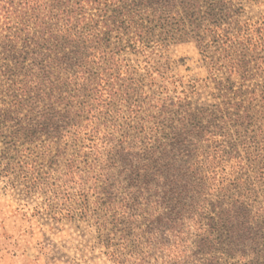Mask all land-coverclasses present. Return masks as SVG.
Listing matches in <instances>:
<instances>
[{
    "label": "trees",
    "instance_id": "obj_1",
    "mask_svg": "<svg viewBox=\"0 0 264 264\" xmlns=\"http://www.w3.org/2000/svg\"><path fill=\"white\" fill-rule=\"evenodd\" d=\"M18 2L0 0V22L7 31L0 38V114H13L16 120L19 114H29L33 118L28 125L38 130L13 131L12 146L17 149L19 142L42 136H46L49 147L55 143L60 148L63 141L78 146L60 171L57 181L61 184L54 183L48 189L54 198H50L47 209L54 213L63 207L69 213L78 209L83 218L95 215L98 231L108 230L102 238L104 253L120 264L157 262L165 256V249L171 250L176 244H167L161 235L183 241L187 223L191 264H212L221 259L259 264L260 258L264 260V246L259 249L264 244V201L258 203L257 196L252 198L255 191L248 183L254 172V151L246 139L240 144L244 145L249 169L242 172L243 166L235 174L226 172L232 161L235 165L243 161L239 125L248 116H244V106L237 99L250 93L249 89L237 90L232 83H220L218 93L213 91L218 98L228 93L234 96L218 105L222 112L220 131L209 130L197 114L190 115V127L184 122L183 130L173 132L158 121L149 126L144 119L132 125L134 133L117 130L119 135L113 129L105 132L94 124L81 123L89 119L88 114H106L108 100L119 96L121 88L108 76L118 52H139L150 47L152 38L162 46L163 38L170 41L192 33L203 42L204 31L212 34L214 41L218 36L227 41L231 28L224 26L228 21L218 19L217 13L227 0ZM114 37L117 51L112 52L109 48ZM66 47L71 52H64ZM225 57L234 69L237 59L231 54ZM144 81L132 80L143 88ZM130 88L135 90L132 85ZM142 106L140 102L130 103L132 116L140 115ZM232 115L238 123L234 131L228 125ZM85 139L89 144L79 145ZM97 141L102 146L96 149ZM85 148L89 152L83 153ZM64 155L66 151L60 149L57 156L48 154V176L57 171L56 157ZM260 156L258 152L253 157ZM81 157L88 179L79 178L74 197L66 185L68 177L76 175ZM39 161L31 162L38 175ZM71 181L78 183L75 178ZM89 181L92 184L87 186ZM92 195L96 197L94 208Z\"/></svg>",
    "mask_w": 264,
    "mask_h": 264
},
{
    "label": "rangeland",
    "instance_id": "obj_2",
    "mask_svg": "<svg viewBox=\"0 0 264 264\" xmlns=\"http://www.w3.org/2000/svg\"><path fill=\"white\" fill-rule=\"evenodd\" d=\"M17 1L23 4L21 1L24 0H15ZM217 13L218 19L230 22H223L224 26L231 28L227 41L222 36L214 41L213 35L204 31L203 42L196 40L197 37H193L196 33H192L170 41L162 37V46L155 42L156 38H152L150 47L140 49L139 52H132L130 49L118 52L108 76L116 82L115 87L121 88L119 96L108 100L106 114H88L89 119L81 123L83 126L94 124L105 132L106 129L110 132L115 130V134L119 135L120 131L117 130L134 133L132 125L144 119L149 126L153 125V121H158L173 132L183 130L184 122L190 127V115L197 114L203 118L205 126H210L209 130L220 131L222 121L219 118L222 112L218 111V105L222 106V100H229L234 96L228 93L227 97L218 98L213 91L218 93L220 83H232L237 90L249 89L250 93L237 99L244 106V116H248L239 125V148L243 161L236 165L232 161L226 172L235 174L243 166L245 168L242 172L249 169L245 165L247 154L244 145L240 144L246 139L250 149L254 151L251 158L255 162L248 184L255 191L252 198L257 196L259 203L264 201V173L261 172V168L264 169V0H227L225 6L217 9ZM12 17L15 20L14 15ZM205 28L206 23L203 25V29ZM5 29L6 25L0 22V38L7 34ZM66 48L68 49L64 52H71L70 47ZM111 50L117 51L115 37L111 41L109 51ZM227 54L237 59L234 69H231L225 57ZM243 63L246 64L242 65ZM89 67L97 68L96 65ZM100 70L102 69L97 71ZM230 70L233 71L232 75ZM134 78L138 82L145 78L144 88L141 83L132 82ZM131 85L135 90L130 88ZM138 102L143 105L142 111L134 117L129 111V105ZM247 109L248 114H245ZM6 115L11 117L7 118ZM235 118L236 115H232L229 119L230 131L236 130L238 126ZM17 119L13 114H0V264H120L104 253L106 243L102 238H106L103 235L108 230L101 233L98 231L95 215L83 218L78 209L69 213L61 205L59 206L63 210L58 213L47 209L50 198H54L48 189L54 187V183L61 184V181H57L60 171L64 169L67 159L77 152L78 146L73 141L67 144L63 141L60 148L52 143L50 149L46 146V136H42L34 141L19 142L17 149H14L11 143L13 131L38 128L28 125L31 122L29 114H19ZM88 144L89 141L85 139L79 145ZM101 146V141H97L95 148ZM59 149L66 151V155L56 157L54 168L57 171L48 176V154L57 156ZM86 151L89 152V149L82 150L83 153ZM258 152H261V156L253 157ZM36 158L40 160V165L37 166L39 175L31 168V162ZM81 161L76 175L69 176L70 182L66 185L68 192L74 197H77L80 186L79 178L88 179V175L83 172V169H87L83 157ZM72 178L78 183L73 184ZM90 181L87 186L92 184ZM90 200L94 208L96 197L92 195ZM73 203L76 204L75 201ZM258 203L253 209L257 208ZM184 231L183 241L163 233L161 238L166 239L167 244H176L171 250L163 251L164 257L150 264H191L188 260V223L184 226ZM263 246L264 244L259 249ZM259 260V264L264 261L263 258ZM212 264L245 262L221 259Z\"/></svg>",
    "mask_w": 264,
    "mask_h": 264
}]
</instances>
